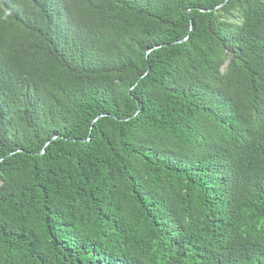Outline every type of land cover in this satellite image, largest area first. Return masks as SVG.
Wrapping results in <instances>:
<instances>
[{
  "label": "trees",
  "instance_id": "1",
  "mask_svg": "<svg viewBox=\"0 0 264 264\" xmlns=\"http://www.w3.org/2000/svg\"><path fill=\"white\" fill-rule=\"evenodd\" d=\"M224 1L0 0V264H264V0Z\"/></svg>",
  "mask_w": 264,
  "mask_h": 264
},
{
  "label": "water",
  "instance_id": "2",
  "mask_svg": "<svg viewBox=\"0 0 264 264\" xmlns=\"http://www.w3.org/2000/svg\"><path fill=\"white\" fill-rule=\"evenodd\" d=\"M226 2H227V0H225L222 4H220V5L217 6L216 8H219L221 5L225 4ZM216 8H215V9H216ZM185 39H186V38H185ZM185 39H183V40H185ZM226 64H227V63H226ZM226 64H225V65H226Z\"/></svg>",
  "mask_w": 264,
  "mask_h": 264
}]
</instances>
